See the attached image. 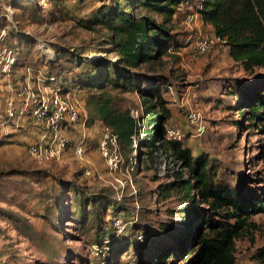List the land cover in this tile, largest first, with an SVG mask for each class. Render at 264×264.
Instances as JSON below:
<instances>
[{
    "label": "rangeland",
    "instance_id": "obj_1",
    "mask_svg": "<svg viewBox=\"0 0 264 264\" xmlns=\"http://www.w3.org/2000/svg\"><path fill=\"white\" fill-rule=\"evenodd\" d=\"M117 1L0 0V61L14 59L7 71L0 64V99L5 100L9 83L18 88L20 82L31 78L29 73L47 72L48 61L58 62L67 69V75L70 69L85 71L97 59L117 61L118 56L109 53L107 32L100 26L95 30L85 27L93 11ZM193 9L179 8L174 16L177 47L171 46L160 61L140 68L138 73L145 77L142 84L160 82L163 96L173 110L168 127L183 131L182 143L195 156L213 159L220 173L242 191L263 189L264 135L249 123L240 127L243 116L237 106L241 100L233 88L236 82L252 88L264 77V70L246 72L220 44L209 52L198 53L196 41L215 34L195 16ZM58 53L64 56L57 57ZM78 55L87 59L81 66L72 61ZM91 91L85 89L72 95L87 101ZM112 93L121 110L130 109L135 117L143 115L135 90ZM191 112L199 114V121H191ZM88 117L89 112L82 127L88 129L84 133L78 124L75 131H66L71 141L74 136L76 140L85 138L88 151L82 160L73 153L75 144L59 160L49 161L33 159L28 145L19 140L0 145V264H104L99 245L113 235V228L118 229L117 220L123 221L126 241L134 239L141 230H147L156 242H166L170 236L189 231L188 224L193 220L183 212V193L177 189L161 192V187L176 180L175 173L182 170L180 163L162 149L150 150L146 145L142 147V158L137 159L136 141L146 143L147 138L144 121L138 124L133 158L118 142L121 162L116 170H110L99 145L108 128L102 124L94 127L93 122L87 123ZM26 119L29 126H36L33 119ZM148 128L155 132L154 124ZM39 133L32 129L23 135L30 141ZM88 170L92 171L89 176L85 174ZM105 188L112 190L117 203L122 199L123 205L117 212H112L113 207L109 209L111 213L108 207L101 209L105 220L102 224L92 199ZM96 198L101 202L100 196ZM137 212L140 221L133 230V224L127 226L125 222ZM249 222L236 243V264H264L257 259L259 251L264 250V212L252 214ZM120 239L114 243L116 250ZM135 243L132 241L127 252L117 254L108 264H137ZM143 249L146 255L148 249ZM180 261L188 259L181 256Z\"/></svg>",
    "mask_w": 264,
    "mask_h": 264
},
{
    "label": "trees",
    "instance_id": "obj_2",
    "mask_svg": "<svg viewBox=\"0 0 264 264\" xmlns=\"http://www.w3.org/2000/svg\"><path fill=\"white\" fill-rule=\"evenodd\" d=\"M188 6H193L202 22L226 41L229 56L236 64L249 73L264 70V0H118L115 5L104 4L93 11L85 25L89 30L100 26L107 32L109 53L117 55V61L97 59L85 71L70 69L68 75L64 72L67 69H62L58 62L48 61L47 72L42 74L48 84L63 94L92 90L87 101L82 100L87 115L89 112L87 123L100 122L112 130L123 151L129 150L131 158L138 124L144 121L147 138L146 143L141 139L136 141L137 159L142 158V147L146 145L150 150L162 149L185 170L175 173L176 180L161 187V192L177 189L183 193L186 203L183 212L193 220L188 224L189 231L170 236L166 242H156L147 230H141L134 239L126 241V228L119 231L111 226L113 235L99 245L104 264L117 258V254L127 252L132 241L136 242L137 264H236V243L250 226L249 217L258 211L264 212V188L242 191L220 173L213 159L195 156L182 141L166 140L173 110L163 96L160 82L142 84L145 77L138 73L140 68L160 61L171 46L177 47L174 16L179 8ZM58 56L64 55L58 53ZM72 61L81 66L87 59L78 55ZM234 88L241 100L237 106L243 116L240 127L245 128L249 123L264 135V77L250 89L238 82ZM119 90H135L139 94L143 115L135 117L130 109L121 110L116 105L117 97L112 92ZM152 124L155 132L148 128ZM96 196L101 197V202ZM94 197L98 222L102 224L105 220L101 209L108 207L109 211L113 207L112 212H117L123 205L122 199L121 203L116 202L108 188ZM131 219L124 222L127 226L133 224L131 227L136 230L139 213ZM121 237L120 248L116 250L114 243ZM143 246L148 249L146 255L142 253ZM181 256L188 261L182 263ZM257 259L264 263V250L259 251Z\"/></svg>",
    "mask_w": 264,
    "mask_h": 264
},
{
    "label": "built area",
    "instance_id": "obj_3",
    "mask_svg": "<svg viewBox=\"0 0 264 264\" xmlns=\"http://www.w3.org/2000/svg\"><path fill=\"white\" fill-rule=\"evenodd\" d=\"M217 44L229 50L226 41L216 35L199 38L195 43V49L203 54L212 50ZM13 62L14 59L11 57L0 61L3 65L2 70L7 71ZM29 75L31 78H26L25 83L20 82L21 87L14 88L12 83H9L4 95L5 115L8 119L29 117L37 126L46 130V135L28 148L29 155L38 161L59 160L75 144L73 150L75 157L84 159L88 151L85 138L71 141V136L66 134L67 130L75 131V125L83 127L86 124L87 111L84 102L77 100L70 93L63 94L59 89L48 84L42 74L29 73ZM189 117L193 122L199 121L200 118L199 114L194 112H191ZM165 138L167 141H183L185 135L179 128L167 127ZM117 144V135L106 129L99 145L110 170H116L121 162ZM85 174L89 176L92 171L88 170ZM115 226L118 230L124 229L122 220L115 221Z\"/></svg>",
    "mask_w": 264,
    "mask_h": 264
},
{
    "label": "crops",
    "instance_id": "obj_4",
    "mask_svg": "<svg viewBox=\"0 0 264 264\" xmlns=\"http://www.w3.org/2000/svg\"><path fill=\"white\" fill-rule=\"evenodd\" d=\"M196 17L200 16L198 14H195ZM212 30L211 27L207 26ZM213 31V30H212ZM5 101L0 99V145L13 142V140H19L25 145H28L30 147L32 144L36 143L38 140L43 138L45 134H43L44 129L39 126H29L28 125V119L22 118V119H8L5 115ZM101 126V123H95L94 127ZM81 133H84V130L82 127ZM35 129L39 130L40 133L38 136H34L30 141L26 140L24 133H29L30 130ZM95 132V129H94ZM80 137V136H79ZM75 140L76 137L74 136ZM81 138V137H80ZM79 138V139H80ZM22 139V140H21ZM78 140V139H77Z\"/></svg>",
    "mask_w": 264,
    "mask_h": 264
},
{
    "label": "bare ground",
    "instance_id": "obj_5",
    "mask_svg": "<svg viewBox=\"0 0 264 264\" xmlns=\"http://www.w3.org/2000/svg\"><path fill=\"white\" fill-rule=\"evenodd\" d=\"M52 52V51H51Z\"/></svg>",
    "mask_w": 264,
    "mask_h": 264
}]
</instances>
